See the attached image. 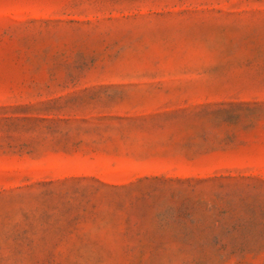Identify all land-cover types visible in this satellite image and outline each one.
<instances>
[{
	"label": "rangeland",
	"instance_id": "obj_1",
	"mask_svg": "<svg viewBox=\"0 0 264 264\" xmlns=\"http://www.w3.org/2000/svg\"><path fill=\"white\" fill-rule=\"evenodd\" d=\"M0 264H264V0H0Z\"/></svg>",
	"mask_w": 264,
	"mask_h": 264
}]
</instances>
